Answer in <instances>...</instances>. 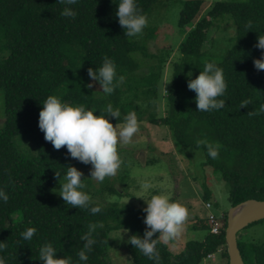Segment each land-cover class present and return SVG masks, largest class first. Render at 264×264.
Instances as JSON below:
<instances>
[{
  "label": "trees",
  "instance_id": "trees-1",
  "mask_svg": "<svg viewBox=\"0 0 264 264\" xmlns=\"http://www.w3.org/2000/svg\"><path fill=\"white\" fill-rule=\"evenodd\" d=\"M163 1L135 0L146 17ZM118 5L119 0H78L68 6L77 13L70 18L60 14L66 5L58 0H0V54L7 52L0 58L4 115L0 127V189L9 196L7 202L0 199V243L7 245L0 250L3 264H44L39 250L47 243L56 249L57 257H71L72 264H110L106 249L111 230L129 229L128 240L134 234L143 237L147 228V213L141 207L91 200L88 209H80L51 194L58 180L56 171L63 176L67 166L81 162L70 156L66 146L54 149L39 128V114L50 95L74 106L83 105L86 110L95 109L96 115H107L105 110L111 103L121 112L119 120L109 117L113 124L124 123L131 112L137 117L148 113L150 123L168 127L178 150L202 152L200 163L210 165L227 183L230 205L248 198L264 199V113L248 114L264 104V70L254 66L255 59L264 58V50L255 47L259 36L264 35V0H214L208 6L206 0H182L177 27L180 33H186L177 47L179 58L171 66V82L161 96L165 103L163 117H156L154 106L148 110L160 96L164 62L146 49L153 28L146 26L140 38L127 37L116 15ZM223 20L233 26L229 46L220 54H209L203 49L209 32ZM249 21L250 30L246 27ZM105 57L114 62L116 79L124 78L111 94L102 91L99 81L94 83L99 88L87 87L92 83L88 69H98ZM145 58L155 62H143ZM206 62H215L223 71L227 90L218 99L226 103L222 109L201 112L197 94L189 90L188 82L200 74ZM244 101L251 103L240 108ZM32 134L36 137V154L30 156L22 153L13 139ZM198 139L219 142V157L212 159L205 147H197ZM201 186L202 196L209 200L206 181ZM100 187L92 188V195ZM103 188L119 192L109 179ZM97 205L102 211L91 214L90 208ZM226 215L227 211L214 214L221 222L216 233L210 231L208 218L199 220L193 228L205 229L204 237L186 241L176 255L168 245L158 244L159 264H200L216 251L228 264ZM90 224L103 227L93 233L97 243L83 262L78 252L85 243L81 236ZM29 227L36 233L31 241H25L21 234ZM242 230L237 237L245 264H264V244L241 235ZM126 250L131 264H156L129 243Z\"/></svg>",
  "mask_w": 264,
  "mask_h": 264
},
{
  "label": "clouds",
  "instance_id": "clouds-1",
  "mask_svg": "<svg viewBox=\"0 0 264 264\" xmlns=\"http://www.w3.org/2000/svg\"><path fill=\"white\" fill-rule=\"evenodd\" d=\"M58 2L66 5L60 13L62 16L76 17L77 13L68 6L75 5L78 0H58ZM116 15L119 18L120 26L125 29L124 35L129 38L142 34L148 24L147 17L141 14V9L138 8L135 0H119ZM246 27L249 30L252 29V22L249 21ZM255 47L264 50V35L259 36ZM254 66L258 71L264 70V58L255 59ZM88 75L92 83H88L87 87L91 89L93 84L99 81L105 94H111L124 79L122 76L118 80L116 79V66L107 57L98 69L89 68ZM188 75L191 77L192 73L189 72ZM188 88L197 94L195 99L198 111L219 110L225 107V100L218 98L226 92L227 83L222 69L217 67L215 62H206L200 74L194 79H189ZM249 103L251 102H242L240 108ZM105 111L107 115H96L95 109L86 110L83 105L74 106L71 103L62 102L56 95H50L43 102V108L39 114V128L44 132L45 140L52 143L56 150L66 146L73 159L84 164H91L93 167L90 178L97 182H103L106 177H114L117 174L123 163L119 148L129 145L140 130L134 112L124 117L123 124H113L109 117L119 120L120 110H114L112 104L109 103ZM262 113H264V104L248 114L255 116ZM196 144L197 147H205L208 156L212 159L219 157V150L222 147L219 142L213 143L207 139H198ZM83 177V172L77 167L67 166L64 182L61 183L58 193L67 205L88 209L91 197L83 191L87 187L82 182ZM56 178L59 182L61 181L60 173L57 171ZM151 187L152 185L149 183L141 185V189L145 192ZM136 197L144 198L147 202V207L143 210L147 213L144 220L147 228L143 237L134 234L129 237L127 243L159 264L160 254L157 251V245H168L170 241L177 239L182 234L189 217V210L184 204L172 201L165 194H155L150 198ZM0 199L4 202L9 199L3 189H0ZM101 211L102 208L98 205L90 208L91 214H98ZM11 226L8 224V227ZM97 227L102 228L103 225L90 224L88 231L81 236V240L85 243L78 252L79 261L87 262L89 258L87 253L91 252L93 245L97 243L93 236ZM127 231L130 230L127 229ZM35 233L36 229L29 227L21 235L25 241H31ZM156 233L159 235L153 238ZM6 247V244L0 243V250H4ZM56 253L53 245L47 243L40 248L39 259L44 261V264H72L71 257H57ZM0 264H3L2 260H0Z\"/></svg>",
  "mask_w": 264,
  "mask_h": 264
},
{
  "label": "rangeland",
  "instance_id": "rangeland-1",
  "mask_svg": "<svg viewBox=\"0 0 264 264\" xmlns=\"http://www.w3.org/2000/svg\"><path fill=\"white\" fill-rule=\"evenodd\" d=\"M213 1L206 0V6ZM181 5L182 0H164L155 6L147 17V27L153 28L152 36L146 40L147 52L158 55L164 60L161 69L160 96L155 104L149 106L148 109L151 110L154 106L156 117L165 116V103L161 96L163 97L165 89L170 84L168 82L171 78V66L179 58L177 47L186 33V30L180 33L177 27ZM231 36H233L231 22L229 20L219 22L218 27L209 32L204 51L215 55L222 53L227 48ZM6 55L7 52L3 51L0 58ZM144 61L146 63L155 62L154 59L149 60V58H145ZM93 88H99V86L93 84ZM147 117L148 113L137 117L140 125L139 132L129 145L119 148L123 161L120 169L114 177H106L103 181V184L106 185L109 179V182L116 186L119 192H110L104 189L102 182H97L92 178L91 184L90 176L93 167L91 164L80 163L74 166L83 172L82 182L87 185L83 191L91 197V200L101 203H127L144 210L147 207L146 200L136 196L150 198L155 194H165L172 201L184 204L189 210L184 231L177 239L168 244L172 254L176 255L183 249L186 241L201 240L204 237L205 229L193 228L194 225L200 224L199 220L207 218L210 213L220 215L229 210L228 185L218 171L213 170L208 164L200 163L203 158L200 150L192 149L188 153L178 150L168 127L152 124ZM3 120V91L0 89V127ZM13 141L22 153L30 156L36 154L34 134L16 135ZM65 175L61 176L60 182L59 180L55 182L51 194L61 197L58 192L61 183L64 182ZM88 178V182H84ZM203 180L210 188L209 200L202 196L201 182ZM143 183H149L152 187L145 192L141 189ZM94 187L100 188H96L95 194L92 195ZM206 201H209L211 205L206 206ZM125 231L127 230H111L108 234L106 259L110 264H131L126 250L128 231ZM242 234H245L251 241L264 244V219L244 228L241 231ZM200 264H225V260L221 257L220 252L216 251L202 260Z\"/></svg>",
  "mask_w": 264,
  "mask_h": 264
},
{
  "label": "water",
  "instance_id": "water-1",
  "mask_svg": "<svg viewBox=\"0 0 264 264\" xmlns=\"http://www.w3.org/2000/svg\"><path fill=\"white\" fill-rule=\"evenodd\" d=\"M261 219H264V199L248 198L230 205L224 235L228 264H245L238 244V232Z\"/></svg>",
  "mask_w": 264,
  "mask_h": 264
},
{
  "label": "built area",
  "instance_id": "built-area-1",
  "mask_svg": "<svg viewBox=\"0 0 264 264\" xmlns=\"http://www.w3.org/2000/svg\"><path fill=\"white\" fill-rule=\"evenodd\" d=\"M209 205H210V203L206 202V206H209ZM207 218H208V222L210 224V231L213 233H216L218 231L219 226H220L219 221L217 220V218L212 213H210Z\"/></svg>",
  "mask_w": 264,
  "mask_h": 264
}]
</instances>
